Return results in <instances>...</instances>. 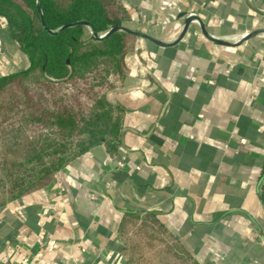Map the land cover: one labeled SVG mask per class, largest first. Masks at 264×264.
<instances>
[{"label":"crops","instance_id":"1","mask_svg":"<svg viewBox=\"0 0 264 264\" xmlns=\"http://www.w3.org/2000/svg\"><path fill=\"white\" fill-rule=\"evenodd\" d=\"M121 2L128 29L170 46L190 11L232 45L264 30V0ZM124 66L109 99L121 110L117 148L0 199V264H128L130 216L155 219L196 264H264V36L224 47L193 24L175 46L134 40ZM28 67L0 25V78Z\"/></svg>","mask_w":264,"mask_h":264},{"label":"trees","instance_id":"2","mask_svg":"<svg viewBox=\"0 0 264 264\" xmlns=\"http://www.w3.org/2000/svg\"><path fill=\"white\" fill-rule=\"evenodd\" d=\"M37 2L0 0V20L29 63L25 71L0 78V125L9 123L17 112L25 113L27 123L54 130L60 141L49 140L43 148L31 149L33 156L25 163L28 167L32 166L29 171L33 175L37 172L38 184H42L31 189L33 184L28 180L30 185L25 187L27 182L24 183L23 179L15 186L17 194L10 200L20 199L48 185L60 170L95 147L104 146L109 153L115 151L119 144L121 110L112 105L109 95L124 81L128 41L135 38L126 33H114L102 41H87L83 26L50 36L40 24ZM39 6L44 26L49 31L85 22L95 33L104 34L130 21L129 13L120 0H110V4L108 0H39ZM108 63L116 74L114 83L110 81L112 73L107 70ZM35 74L53 80L56 87L75 86L78 94H86L89 99L92 90L102 88L104 93L100 95V100L95 98L94 111L88 117L76 111L63 96L57 97L56 106L41 107L25 87L27 79ZM21 106L23 111L19 109ZM76 136L80 139L71 144ZM53 157L55 160L50 162ZM45 158L49 161L43 163ZM36 162L41 170L35 171ZM260 197L264 204V175Z\"/></svg>","mask_w":264,"mask_h":264},{"label":"rangeland","instance_id":"3","mask_svg":"<svg viewBox=\"0 0 264 264\" xmlns=\"http://www.w3.org/2000/svg\"><path fill=\"white\" fill-rule=\"evenodd\" d=\"M108 1L110 4V0ZM129 22H124L122 26L131 29ZM0 25L5 27L2 20H0ZM85 35L89 41L91 36L88 28H85ZM134 40L137 39L134 38ZM134 40L128 41L129 49H131ZM101 69L104 70V67L102 66ZM107 70L112 73L110 81L114 83L116 74L110 63L107 65ZM25 87L34 102L41 107L56 106L57 97L63 96L70 105L74 106L76 111L85 117L93 113L96 105L95 100H100V95L104 93L102 88L99 91L98 89L92 90L93 94L89 95L91 97L89 99L85 97L86 94H78L75 86L56 87V82L45 76L41 78L39 74L30 76L25 82ZM116 92L112 91V94L109 95L110 100ZM19 109L23 111V106ZM16 115L9 119V123L0 125V199L2 201H8L16 196L17 188L15 186L23 179L24 183L29 180V183L33 184L31 189L42 184V182L38 184V178L35 175L37 172L33 175L29 171L32 166L28 167L25 162L30 156H33L30 153L31 149H41L49 140L60 141V136L56 135L54 130L27 123L25 113L17 112ZM79 139L78 136L73 137L71 144L76 143ZM53 160L55 157L50 158V162ZM47 161L49 160L45 158L43 163ZM38 165L39 163L36 162L35 171L41 170ZM29 183L27 182L25 187L30 185ZM121 237L128 264H196L181 242L149 216L128 217L122 225Z\"/></svg>","mask_w":264,"mask_h":264},{"label":"water","instance_id":"4","mask_svg":"<svg viewBox=\"0 0 264 264\" xmlns=\"http://www.w3.org/2000/svg\"><path fill=\"white\" fill-rule=\"evenodd\" d=\"M36 12H37V14L40 17V20H41L40 24H41L43 30L50 36H55V35L59 34L60 32H62L63 30L68 29V28H73V27H77V26H83L85 28H88V30H89V33H90V36H91L89 38V40L102 41V40H105L106 38H108L109 36H111L114 33H126L128 35H131V36L135 37L136 39H141V40L147 41V42H149V43H151V44H153V45H155L157 47H161V48H163V47L164 48L165 47H171V46H175L176 44H178L183 39V37L185 36L187 31L189 30L190 25H193V24L199 25V27L201 28L202 34L207 39H209L211 42H213V43H215L217 45L224 46V47L237 46V45H239L241 43H244V42H247L248 40H250L252 38H255L257 36H260V35L264 36V30L252 31V32L246 34L245 36H243L242 39L240 41H238L237 43H235L234 45L226 43V42H222V41H219V40L212 39L205 32L204 27H203L201 21L199 20V17L194 12L190 11V12H188L186 14H183V15L179 16V17H183V18L186 16V18L183 21L182 31H181L178 39L175 41V43L173 45L170 46V45H165L164 43H162L160 41H157V40L151 38L150 36H148V35H146L144 33H141V32H138V31H133V30H130V29H128L126 27H123V26L111 28L107 32H105L104 34H97V33L94 32L92 27H90L87 23H85V22H77V23H74V24L65 25V26L61 27L60 29H58L56 31H49V30H47L45 28L43 20H42V14L40 12L39 0L36 3ZM199 21H200V23H199Z\"/></svg>","mask_w":264,"mask_h":264},{"label":"built area","instance_id":"5","mask_svg":"<svg viewBox=\"0 0 264 264\" xmlns=\"http://www.w3.org/2000/svg\"><path fill=\"white\" fill-rule=\"evenodd\" d=\"M166 6H168V5H166V3H163V7L165 8ZM170 6V5H169ZM193 14V13H192ZM194 15V14H193Z\"/></svg>","mask_w":264,"mask_h":264}]
</instances>
